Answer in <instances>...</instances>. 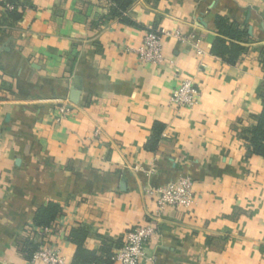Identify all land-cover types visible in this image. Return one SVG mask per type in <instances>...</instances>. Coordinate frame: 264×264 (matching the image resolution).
Returning a JSON list of instances; mask_svg holds the SVG:
<instances>
[{
  "label": "crops",
  "instance_id": "obj_1",
  "mask_svg": "<svg viewBox=\"0 0 264 264\" xmlns=\"http://www.w3.org/2000/svg\"><path fill=\"white\" fill-rule=\"evenodd\" d=\"M115 9L114 0H0V264H24L45 228L66 264L76 229L101 255L159 212L150 188L181 178L194 204L161 213L141 264H264V159L243 140L264 109V0ZM219 17L245 39L219 35ZM151 31L168 34L161 65L137 53ZM189 34L205 56L178 38ZM218 39L244 49L235 65L212 54ZM182 79L200 91L194 109L170 104ZM50 203L62 214L36 227Z\"/></svg>",
  "mask_w": 264,
  "mask_h": 264
},
{
  "label": "built area",
  "instance_id": "obj_2",
  "mask_svg": "<svg viewBox=\"0 0 264 264\" xmlns=\"http://www.w3.org/2000/svg\"><path fill=\"white\" fill-rule=\"evenodd\" d=\"M8 9L12 10L11 6ZM168 35L160 31L149 32L144 39L142 47L137 51L141 62L145 64L161 65L165 61L163 52V38ZM182 42L192 43L198 56L206 53L201 46V40L195 34L187 36L178 35ZM176 78H181L177 71ZM200 101V91L191 79H182L180 85L173 91L170 104L176 109H194ZM61 117L68 114L66 108H61ZM149 193L156 195L159 212L149 216L145 225L128 231L119 247L115 248L111 258L112 264H141L148 259L147 248L156 237L160 226V215L167 208L189 210L194 204L192 182L181 178L158 188H150ZM51 232L50 228L40 231L41 246L24 264H66L59 246L45 241ZM151 259V258H150Z\"/></svg>",
  "mask_w": 264,
  "mask_h": 264
},
{
  "label": "trees",
  "instance_id": "obj_3",
  "mask_svg": "<svg viewBox=\"0 0 264 264\" xmlns=\"http://www.w3.org/2000/svg\"><path fill=\"white\" fill-rule=\"evenodd\" d=\"M114 2L116 4V11H125L132 4V0H114ZM13 15L15 16V13ZM216 28L219 35L231 41L240 42L243 41L246 36V33L242 32L239 25L231 23L228 19L223 17L217 18ZM243 51L244 49L239 45L228 44L223 39L216 40L212 48L213 55L222 58L230 65H235L237 63ZM154 139L157 142L159 140V134L156 135ZM243 140L249 148L250 155L264 159V109L258 117L257 124L244 130ZM61 214L62 209L57 204L50 203L39 209L36 213L34 218L35 226L38 228L49 227ZM87 237L88 233L79 229L74 230L71 234V242L77 247L74 264H112L111 258L113 251L115 248L119 247V244L105 243L101 255H97V253L90 252L84 248ZM41 244L42 242L40 241L27 244L31 256L38 250Z\"/></svg>",
  "mask_w": 264,
  "mask_h": 264
},
{
  "label": "water",
  "instance_id": "obj_4",
  "mask_svg": "<svg viewBox=\"0 0 264 264\" xmlns=\"http://www.w3.org/2000/svg\"><path fill=\"white\" fill-rule=\"evenodd\" d=\"M212 41H213V38H210V40H209L210 44L212 43ZM72 102H73L74 104H76V103L78 102V93H75V94L73 95Z\"/></svg>",
  "mask_w": 264,
  "mask_h": 264
}]
</instances>
